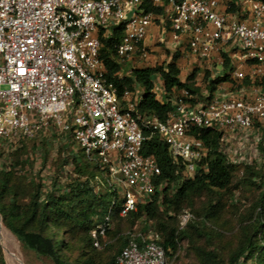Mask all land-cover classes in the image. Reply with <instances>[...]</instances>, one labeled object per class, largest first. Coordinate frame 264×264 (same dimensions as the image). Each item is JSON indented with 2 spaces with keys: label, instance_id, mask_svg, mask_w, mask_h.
Returning a JSON list of instances; mask_svg holds the SVG:
<instances>
[{
  "label": "built area",
  "instance_id": "2783aa9c",
  "mask_svg": "<svg viewBox=\"0 0 264 264\" xmlns=\"http://www.w3.org/2000/svg\"><path fill=\"white\" fill-rule=\"evenodd\" d=\"M153 26L156 43H169L164 66L149 60L144 44ZM105 38L114 41L115 80L131 77L132 69L150 61L165 67L178 52L197 62L200 70L192 82L198 92L166 91L155 73L153 92L168 110L163 120L141 113L136 104L143 90L119 92L106 76L100 53ZM204 70L207 80L226 75L230 81L208 92L200 82ZM263 78L264 0H0V141L16 144L51 126L63 139L69 132L87 160L106 168L109 185L122 200L121 217L156 190L159 168L141 152L153 135L189 178L208 171L207 148L190 135L193 127L219 132L217 151L226 163L260 167ZM246 79L257 83L243 85ZM191 219L183 211L178 223L183 227ZM111 228L108 213L90 231L92 245L98 247ZM157 240L148 230L139 243L129 241L115 263L170 264Z\"/></svg>",
  "mask_w": 264,
  "mask_h": 264
},
{
  "label": "trees",
  "instance_id": "16d2710c",
  "mask_svg": "<svg viewBox=\"0 0 264 264\" xmlns=\"http://www.w3.org/2000/svg\"><path fill=\"white\" fill-rule=\"evenodd\" d=\"M145 7L155 14L159 12L149 5ZM114 31L115 37H118V28ZM100 40L102 44L100 53L108 80L113 82L119 92L123 88L130 92H134L138 87L143 90L141 100L136 104V108L141 113H150L163 120L168 110L167 106L156 99L153 92L150 77L155 73L160 75L166 91L175 87L186 88L190 93L198 92L199 88L192 82L197 67L191 69L186 77L187 81L179 79L178 52L172 55L165 67L156 65L134 68L131 77H125L122 81L115 80L112 74L118 67L111 59L114 41L110 38ZM166 52L168 54V50ZM228 68L226 59L223 69L225 71ZM208 76L209 73L204 70L200 81L208 92L219 83L230 81L226 75L207 80ZM256 83L255 79H246L242 84ZM190 135L201 140L207 148V173L193 178L187 177L182 163L170 157L165 145L156 135L151 136L143 142L141 152L151 156L159 168L160 173L154 179L156 190L146 202L136 204L135 209L127 212L123 217L118 215L122 200L115 192L108 193V190L95 179L99 178L97 175L99 166L96 161L95 166L91 165L92 161L83 158L70 163L64 145H60L58 154L61 158L55 159L57 169L55 177L50 185L45 187L46 183L41 173L30 172L18 175L14 167H17L21 161L16 160L14 167L0 171L2 223L21 246L37 259L48 260L51 264H93L92 258L96 249L92 246L90 230L109 213L113 219L130 220L131 227L125 231L115 255L109 259L108 264H116L117 253L129 241L139 243L148 230L158 234L156 242L164 249L168 258L171 252L176 251L179 239L187 238V228L179 230L177 225L176 214L182 206L187 205L192 209L193 198L207 195L213 189L224 190L235 173L251 171V182L256 190L250 215L253 224L249 228L242 229L239 247L228 264H242L249 260L254 261V264H264V178L257 177L254 173L255 170H261L260 172L264 174V163L260 167L226 163L225 158L217 151L220 134L216 130L193 127ZM25 140L27 139H21L18 144ZM16 151H20V148ZM65 167H69V177L66 183L62 184L59 181V174ZM170 184H175L176 188L169 196L167 192ZM218 210L217 202L208 203L201 211L205 214L204 217L202 216L204 218L202 223L206 225L205 218L209 215L213 216ZM193 232L200 233L197 229ZM107 233L108 231L105 234ZM67 234L78 238L80 251H83L80 253V257L83 258L81 263V259L70 260L62 253L69 248L65 239ZM102 238L100 237L99 240ZM196 252L200 264H223L213 252L210 253L205 249H197ZM0 264H5L1 249Z\"/></svg>",
  "mask_w": 264,
  "mask_h": 264
},
{
  "label": "rangeland",
  "instance_id": "374dc122",
  "mask_svg": "<svg viewBox=\"0 0 264 264\" xmlns=\"http://www.w3.org/2000/svg\"><path fill=\"white\" fill-rule=\"evenodd\" d=\"M155 39L156 37L154 38V43L149 47V60H156L164 66L165 63L163 61L168 56L166 48L169 47V43L167 41L165 44H158ZM150 62L146 63V65H150L148 67L158 66V63L153 64V62ZM178 65L180 67L179 79L181 81H187L186 77L193 67H197L200 70L197 62L195 63L189 58L184 59L179 56ZM65 134V139L62 136H57L58 129L55 126H51L39 132L34 138L27 139L20 144H4L0 141V171L8 170L16 160H19L22 163L18 161L17 167L13 166L18 175L30 172L41 173L46 183L45 187L49 186L57 170L55 159L61 158V155L58 154L60 145H64L70 163L81 158L86 159L82 148L72 135L69 132H65ZM18 148H20V151H16ZM90 163L92 166L96 164L95 162ZM260 171L255 170L254 173L257 177L264 178V174ZM251 173V171L237 172L233 175L226 189H213L207 195L193 198L192 209L187 205L182 206L178 214L187 211L192 216V219L183 227L179 223L177 224L179 230L187 228L188 234H186L187 238L182 237L179 239L176 251L168 255L170 264H200L196 256L197 249L213 252L223 264L230 262L242 239V229L245 227L249 228L253 224L250 215L256 190L251 182ZM97 175L100 183L108 190V193H112L113 191L109 185V181L112 178L103 165L97 170ZM68 177V169L65 167L59 174V181L64 184ZM175 188V184H170L167 194L170 196ZM213 202H217L219 210L213 216L209 215L205 218L206 225H204L202 220L205 214L201 211L208 203ZM178 214H176L177 220ZM0 223L1 225L3 224L1 216ZM188 226L194 229L188 228ZM2 227L6 230V233L4 237L0 235V249L5 264H51L48 260L37 259L26 251L11 232L4 225ZM130 227V220L112 218V228L99 240L98 247L92 245L96 249V253L92 258L93 264H108L109 259L115 255L122 236ZM195 229L200 232L198 234L201 236L193 232ZM65 239L69 248L63 250L62 253L70 260L81 259V263L83 258L80 257V253L83 251H80L78 238L75 235L67 234ZM14 256L17 257L19 262L13 258ZM242 264H254V261L249 260Z\"/></svg>",
  "mask_w": 264,
  "mask_h": 264
},
{
  "label": "crops",
  "instance_id": "0c3cea01",
  "mask_svg": "<svg viewBox=\"0 0 264 264\" xmlns=\"http://www.w3.org/2000/svg\"><path fill=\"white\" fill-rule=\"evenodd\" d=\"M220 1L223 2L224 0H220ZM236 15L239 17V19L244 18V17H241V15L238 12L236 13ZM156 32H157L156 26H153L149 29L148 35H147L146 40L144 42V44L147 47H150L154 43V38L156 37ZM66 179H68V178H66Z\"/></svg>",
  "mask_w": 264,
  "mask_h": 264
},
{
  "label": "bare ground",
  "instance_id": "6f19581e",
  "mask_svg": "<svg viewBox=\"0 0 264 264\" xmlns=\"http://www.w3.org/2000/svg\"><path fill=\"white\" fill-rule=\"evenodd\" d=\"M3 225V224H2ZM2 225H1V223H0V235L1 236H5V233H6V230L2 227ZM16 261H18V259H17V257H13ZM19 262V261H18ZM19 264H21V263H19Z\"/></svg>",
  "mask_w": 264,
  "mask_h": 264
}]
</instances>
